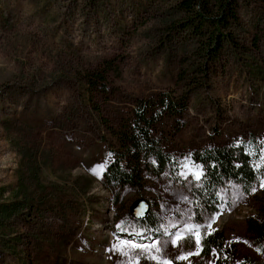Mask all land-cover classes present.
Here are the masks:
<instances>
[{"label":"rangeland","instance_id":"rangeland-1","mask_svg":"<svg viewBox=\"0 0 264 264\" xmlns=\"http://www.w3.org/2000/svg\"><path fill=\"white\" fill-rule=\"evenodd\" d=\"M205 1L210 11L218 2ZM236 14L223 31L230 40L204 61L197 34L179 24L187 17L179 0H0V203L14 200L28 162L39 183L73 196L81 208L73 217L77 234L63 245L54 233L47 243L62 248L59 264L262 259L246 219L260 212L264 173L247 194L227 182L220 210L210 212L194 199L200 173L188 158L204 145L264 132V0H237ZM101 70L107 89L88 96L85 77ZM185 92L172 146L181 159L179 181L143 172L140 190L106 188L93 166L113 145L109 126L137 99ZM139 200L148 202L154 225L133 218ZM13 223L16 250L10 254L1 238L0 264H50L27 261L29 225ZM216 241L219 250L207 247Z\"/></svg>","mask_w":264,"mask_h":264},{"label":"trees","instance_id":"trees-1","mask_svg":"<svg viewBox=\"0 0 264 264\" xmlns=\"http://www.w3.org/2000/svg\"><path fill=\"white\" fill-rule=\"evenodd\" d=\"M179 6L187 15L186 20L179 24L183 28L191 27L200 41L198 54L204 61L215 60L223 43L230 40L224 29L230 22L237 21V0H218L211 10L213 14L205 0H179ZM104 70L85 77L88 96L94 91H106ZM187 102V92L179 96L159 93L147 99H137L127 116L121 118L116 126H109L113 145L108 147L100 167L93 166L106 188L131 187L140 190L144 183L143 172L154 176L166 175L173 181H179L181 159L172 146L175 135L181 129ZM188 158L200 173V188L194 199L201 200L207 211H218L221 205L219 190L227 182L239 184L247 194L263 176L264 132L261 136L250 132L240 139L204 145L190 152ZM21 170L26 177L20 176L14 200L0 203V239H7L2 243L12 254L16 250L17 237L11 236L9 228L14 220H23L29 225L28 235L24 236L27 261L34 263L43 257L50 264H59L64 261L62 248L53 242L47 243L56 233L61 244H68L69 239L77 234L73 217L80 216L81 208L62 187L39 183L37 169L30 162ZM261 205L258 214L246 219V231L262 259L244 258L238 264H264V200ZM54 215L61 219V224L48 223V217ZM133 218L146 225L155 224L148 213L144 217ZM219 244V241L209 242L207 247L219 250Z\"/></svg>","mask_w":264,"mask_h":264},{"label":"water","instance_id":"water-1","mask_svg":"<svg viewBox=\"0 0 264 264\" xmlns=\"http://www.w3.org/2000/svg\"><path fill=\"white\" fill-rule=\"evenodd\" d=\"M149 211V204L145 200H139L132 205L131 213L136 218L144 217Z\"/></svg>","mask_w":264,"mask_h":264}]
</instances>
